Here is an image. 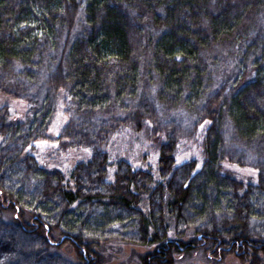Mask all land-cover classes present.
<instances>
[{
	"label": "trees",
	"instance_id": "obj_1",
	"mask_svg": "<svg viewBox=\"0 0 264 264\" xmlns=\"http://www.w3.org/2000/svg\"><path fill=\"white\" fill-rule=\"evenodd\" d=\"M1 95L0 264H264V0H0Z\"/></svg>",
	"mask_w": 264,
	"mask_h": 264
},
{
	"label": "rangeland",
	"instance_id": "obj_2",
	"mask_svg": "<svg viewBox=\"0 0 264 264\" xmlns=\"http://www.w3.org/2000/svg\"><path fill=\"white\" fill-rule=\"evenodd\" d=\"M8 98V99H7ZM4 102H11L13 105H19L23 109L27 108L26 102H17L11 100L7 96H0V104ZM137 137H125L123 140L116 139L115 149L111 151V158L116 159L124 157L130 160V162L137 168H149L153 171L157 168V156L154 150L149 149L141 144V140H137ZM143 146V147H142ZM233 175L245 182L252 181L253 176L247 175L246 169H239L234 171ZM154 246L128 244L120 242H108L100 246L99 252L102 256L104 264H141L140 256L143 253L151 251ZM56 251L62 254H66L68 258H74L73 250L65 245L64 247H57ZM176 264H244L241 263L236 256L230 255L223 260L213 258L208 253H205L203 249L198 248L189 252H183L176 256Z\"/></svg>",
	"mask_w": 264,
	"mask_h": 264
}]
</instances>
